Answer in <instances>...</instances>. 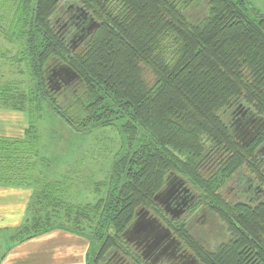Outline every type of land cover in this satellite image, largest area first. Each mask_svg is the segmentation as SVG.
Masks as SVG:
<instances>
[{"label": "trees", "instance_id": "obj_1", "mask_svg": "<svg viewBox=\"0 0 264 264\" xmlns=\"http://www.w3.org/2000/svg\"><path fill=\"white\" fill-rule=\"evenodd\" d=\"M63 1L0 0V33L18 49L15 55L0 50V56L19 73L11 79L0 71V106L24 111L29 120L23 139L0 138V184L32 187L33 212L13 230L11 243L64 228L89 239L87 264H152L139 251L122 252L119 244L132 246L122 233L138 210L167 216L154 196L165 189L169 174L194 178L199 185L198 162L218 154L216 171L231 174L246 163L264 187V174L249 161H258L253 146L264 135L251 147L242 145L222 117L237 105L264 115V15L252 11L250 16L245 0H68L81 16L98 22L88 33L89 22L75 26L70 15L64 28L55 23ZM83 31L82 47L70 50L67 38L79 39ZM55 63L78 75L67 103H58L48 85L46 74ZM46 103L79 133L122 121L126 145L106 178L94 182L97 194L104 195L93 204L75 205L60 196L57 206L41 213L38 204L63 194L65 182L33 179L40 151L36 122ZM204 187L213 203L206 206L226 222L230 236L210 251L179 224L174 234L183 247L203 264H264V199L230 204ZM58 212L66 223L53 217Z\"/></svg>", "mask_w": 264, "mask_h": 264}, {"label": "rangeland", "instance_id": "obj_2", "mask_svg": "<svg viewBox=\"0 0 264 264\" xmlns=\"http://www.w3.org/2000/svg\"><path fill=\"white\" fill-rule=\"evenodd\" d=\"M245 2L246 7L249 9L248 13L250 16H252V11L264 15V0H245ZM5 3L6 5L8 4L7 2ZM74 5L75 4H72V2L64 0L54 14L53 20L55 23H58L59 26L63 25L64 28L65 24L63 21L66 22L68 15H70L71 17H68L67 20H71L75 26H78L81 23L82 25L85 23L86 26L85 21H88L87 16H81V12L78 11V8L76 9ZM6 14L7 12L4 10L3 15L5 16ZM8 21L10 22V18ZM2 26L6 27V24L2 23ZM85 35H87V33L83 31L80 36ZM75 37L76 36H71L67 38L66 44L70 50L80 49L82 47L80 45L83 44V40L86 38L83 37L81 41H78ZM11 42L13 41H10L7 38V35L5 36V32L0 33V50H12L15 55L18 49H16L13 45L14 43ZM10 63L12 66L16 65L12 61ZM61 65L62 64L55 63L54 66L48 69L46 75L48 76L47 81L49 88L52 90L51 92H53L58 103H61V101L67 103V101L71 100L72 94L77 90L79 84L75 78L70 79L64 84L62 79L52 76L53 71L55 69L58 70ZM0 68L4 71V78L9 76L13 79V77H16L19 74L15 72L16 70L11 69L7 65L2 67L0 65ZM63 75L65 74L63 73ZM56 87H58L57 90ZM46 104L47 105H45L42 111V119L36 122L40 135V151L38 157L35 158L37 166L35 172H33V179H39L42 177L46 178L45 176H47L46 179L48 182H65L63 194L56 192L55 199H50L51 201H44L42 204H38L41 206V213H46L47 210H50H45L44 207L57 206L60 196H63L62 198L65 202H71L75 205L93 204L99 197L104 195L103 192L97 194L96 187L98 184H95L94 182L102 181L106 178L111 170L114 157L118 155L121 152V149H124L126 145V138L121 133L122 121L116 120L113 126L79 133L56 116L55 113L51 111L49 104ZM233 110L234 106H231L229 110L222 114L228 127L231 123L228 112H232ZM257 114L262 115L260 113ZM262 116L264 117V115ZM175 154L182 161L188 159L185 155ZM215 157L218 159L221 155L218 156V154H215L213 158ZM249 161L255 166V168L258 167V163H256L255 160L249 159ZM250 162L249 164H251ZM212 164L211 160L206 163L198 162V167L196 169L198 176L196 177L202 182L199 181V185L194 182V178L190 179L189 177L177 175L175 173L168 175L174 176L176 179L175 181L182 183L181 187L188 188L190 194L193 196L190 200V206L185 210L186 212L184 215V212L181 211L177 217V222L173 223V221L166 215L155 212V210L151 211L149 209L148 211L151 216L153 215L165 227L169 228L177 240L180 238L178 236L176 237L174 234L175 227L179 224H183L185 227L187 226L189 232L198 240V242L210 251H213L216 246L227 241L230 233L226 222L222 221L208 206H206V201H210L211 204L213 203L211 201L212 196L206 194L204 186L207 184L214 191L215 195L224 199L226 202L233 204L235 197L232 196V192L237 189L239 180L247 181L250 177L254 178L250 167L246 166V163H243L241 169L237 172L231 174L229 169L221 171L218 169L216 171L217 166H213ZM259 168H261L260 165ZM243 185H245V183ZM43 186L44 185L41 184V188H43ZM262 199H264V196H262ZM29 212H33V210L30 208ZM68 215L74 216L75 214L74 212H68ZM167 215L170 214L167 213ZM53 217L57 219V222L66 223V219L62 215V212L60 213V216L58 212L56 215H53ZM70 223L71 222L68 221L66 225L70 226ZM85 225L87 224L85 223ZM92 225L93 226L90 227L89 231L90 235L93 234L96 223ZM99 231H104V228L100 227ZM93 237L94 236H91V238ZM6 239H9L10 242H8L9 244L4 242L1 245L0 253L1 250L6 251L8 246L11 245V237ZM97 240L98 238L96 235L91 245L92 256H94L98 246ZM178 245H180L178 252L181 254V250H183L185 256L182 260H172V257H168V254H164L159 261L154 262L153 264H203L184 248L181 245V242ZM119 249H121L122 252H125L126 250L137 251L134 245L130 246L125 245L124 243L119 244ZM120 255L122 256L123 254L121 253ZM135 258L133 260L136 262L137 260ZM152 259L153 257L148 258L149 263H151ZM192 259L195 260V262H191Z\"/></svg>", "mask_w": 264, "mask_h": 264}, {"label": "crops", "instance_id": "obj_3", "mask_svg": "<svg viewBox=\"0 0 264 264\" xmlns=\"http://www.w3.org/2000/svg\"><path fill=\"white\" fill-rule=\"evenodd\" d=\"M10 62L0 56L1 67L7 65L16 70ZM28 123L26 112L0 106V138L23 139ZM31 195L32 187L0 184V247L4 242L9 244L6 238L25 221ZM89 246L88 238L68 229L53 228L11 243L6 251L1 250L0 264H87Z\"/></svg>", "mask_w": 264, "mask_h": 264}, {"label": "flooded vegetation", "instance_id": "obj_4", "mask_svg": "<svg viewBox=\"0 0 264 264\" xmlns=\"http://www.w3.org/2000/svg\"><path fill=\"white\" fill-rule=\"evenodd\" d=\"M231 115L232 118L230 119L231 123L229 124V129L234 138L240 144L251 147L253 143H256V139L264 135V117L257 114L250 107L239 105L234 109ZM253 148L258 160L256 161V163H258L257 169L260 173L264 174V139H262L259 144L253 146ZM217 161L218 160L216 157L213 158L211 161L213 163L212 165H218L219 162L217 163ZM259 165L261 166V168H259ZM172 178L174 179L175 177L169 176V178L167 179V188L169 190H172V194L170 195L169 199H166L165 203H163V205L161 206L164 208L166 214H170L167 216L173 219H177L181 211L184 212H182L183 215L185 214V210L190 206V200L193 198V196L190 194L188 188L181 187L180 189V186H178L180 182L174 180L173 183L171 181ZM244 183L245 185H243ZM169 184L172 187L169 188ZM182 188L187 189V191L184 192ZM232 196L235 197V201H240L246 204L255 203L261 200L262 196H264V187L258 185L256 179L252 177H250V179H248L247 181L239 180L238 187L232 192ZM152 217L154 216L152 215ZM170 239H172V242H170ZM126 241L127 243L134 245L137 251H141L140 253L143 255V258L147 259V261L149 257H153V259L151 260L152 264L159 261L164 256V254H168V257H172V260H182V258L185 257L183 254V250H181V254L178 252L180 249V245L178 244L180 242L173 236L171 232L169 239L162 241V243L152 251H149L147 249L146 244H148L151 239L149 235L147 236L146 232H142V234H139L138 236L127 234ZM191 262H195V260L192 259Z\"/></svg>", "mask_w": 264, "mask_h": 264}, {"label": "water", "instance_id": "obj_5", "mask_svg": "<svg viewBox=\"0 0 264 264\" xmlns=\"http://www.w3.org/2000/svg\"><path fill=\"white\" fill-rule=\"evenodd\" d=\"M82 15L85 17L86 14L82 12ZM89 24L86 27V30L89 32L93 31L94 28L98 27V22L94 21L92 18L89 19ZM84 36H80L78 41H81ZM63 73L65 75H63ZM53 77L62 79L63 83L66 84L67 81H69L72 78H77L78 75L72 71L67 65H61L59 69H55L52 73ZM67 76V77H66ZM65 77V78H64ZM48 80V76H47ZM58 87L56 88V90ZM171 177V176H170ZM176 180L175 178H172V182ZM174 183V182H173ZM181 184H178V186L181 187ZM168 182L166 183V187L163 191L157 193L154 196V201L158 202L160 205H163L165 203V200L169 199L170 195L172 194V190H169L167 187ZM172 187L169 184V188ZM184 192L187 191V189L182 188ZM176 216V215H175ZM142 232H146L147 236H150L151 241L146 244L147 249L149 251H152L156 249L164 240L169 239L170 237V230L167 227H164L156 218L152 217L151 214L145 209H140L136 212V218L133 220V222L129 225V227L122 233V236L127 239V234H133V235H139L142 234ZM170 242H172V239H170Z\"/></svg>", "mask_w": 264, "mask_h": 264}]
</instances>
